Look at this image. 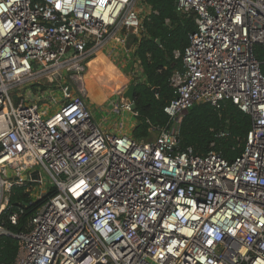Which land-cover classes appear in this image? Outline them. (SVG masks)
I'll use <instances>...</instances> for the list:
<instances>
[{
    "label": "built area",
    "instance_id": "1",
    "mask_svg": "<svg viewBox=\"0 0 264 264\" xmlns=\"http://www.w3.org/2000/svg\"><path fill=\"white\" fill-rule=\"evenodd\" d=\"M141 1L0 0V237L19 242L0 264H264V0H176L196 30L174 51L184 73L150 142L105 130L85 83L111 38L144 31ZM35 83L62 91L53 114L14 93ZM226 102L251 118L240 156L180 150V117ZM134 105L112 111L137 117ZM15 188L31 201L13 205Z\"/></svg>",
    "mask_w": 264,
    "mask_h": 264
},
{
    "label": "trees",
    "instance_id": "2",
    "mask_svg": "<svg viewBox=\"0 0 264 264\" xmlns=\"http://www.w3.org/2000/svg\"><path fill=\"white\" fill-rule=\"evenodd\" d=\"M143 7L151 13L143 18L144 31L137 44L136 56L143 69V78L135 84L134 102L136 105L137 125L131 137L144 141L154 131L169 122L165 106L174 98L170 79L177 69H182V59L174 58V51H184L189 43V34L196 30L192 17L181 16L176 12V0H142ZM169 20V22H167ZM160 40V44L157 43ZM261 54V47H257ZM154 89H158L156 94ZM251 118L231 102L220 109L209 103L195 105L179 119L180 150L191 147L199 155L215 151L227 160L234 161L243 152ZM221 134H224L223 136ZM54 191L51 190L52 194ZM10 201L13 205L26 202L30 197L24 189L15 188ZM42 201L25 209L17 226L9 225L13 233L23 229L27 218ZM19 242L14 237H0V261L12 262L18 252Z\"/></svg>",
    "mask_w": 264,
    "mask_h": 264
},
{
    "label": "rangeland",
    "instance_id": "3",
    "mask_svg": "<svg viewBox=\"0 0 264 264\" xmlns=\"http://www.w3.org/2000/svg\"><path fill=\"white\" fill-rule=\"evenodd\" d=\"M138 4L142 10L145 8L142 6L141 2ZM127 47L129 50H126L123 46H118L116 49H113L111 59L109 56L110 49L106 48L101 53V55H106L105 61H100V59L88 61L87 64L90 70L86 74L85 83L88 91L87 103L103 128L114 134L121 131L123 134L131 135L134 127L137 125V117L127 111L120 114L112 111V103L114 101H120V98L125 96L124 94L127 89L133 85L134 81L137 79L129 74L133 70L135 57L134 53L131 51L132 47L128 45ZM123 81L124 88H122ZM35 85L26 84L25 87L15 90L14 93L23 97L30 105H39L42 112L48 111L47 113L49 115L56 112L58 106L52 105L50 99L54 98L55 100L61 101L62 91L60 89L52 92L48 90L44 94L41 90L46 89L42 86H38V83H35ZM121 124H124L122 129L120 128ZM157 135L158 132L154 131L148 139L141 142L153 141L156 139ZM44 177L45 182H47L48 178L46 174ZM31 187H33L38 194L43 192V195L48 194L50 189L49 184L40 186L35 183L32 184Z\"/></svg>",
    "mask_w": 264,
    "mask_h": 264
},
{
    "label": "crops",
    "instance_id": "4",
    "mask_svg": "<svg viewBox=\"0 0 264 264\" xmlns=\"http://www.w3.org/2000/svg\"><path fill=\"white\" fill-rule=\"evenodd\" d=\"M148 11H150L151 12V10L149 9V8H147V7H145L144 8V10H143V12H144V14H145V17H146V12H148ZM142 34V33H141ZM119 37H124V36H126L127 35V32L126 31H122V32H120L119 34ZM118 35H116L115 37H113V38H111L110 40H109V42H108V44L105 46V48L104 49H106V48H108V49H110V52H109V56H110V59L112 58L111 56L113 55V49H116L118 46H123V47H125L126 48V50H129L128 49V47H127V45H128V39H127V42L125 43V44H122V43H119V42H117V38H118ZM130 34H128L127 36H129ZM140 38H141V35L139 36V37H137V40L134 42V44L131 46L132 48H131V51L134 53V57H135V64L133 65V70L129 73V74H131V75H133V77L134 78H137L135 81H134V83H133V85H135L137 82H140L141 80H144V78H143V69H142V66H141V63H140V60L138 59V57L136 56V50H137V44H138V41L140 40ZM103 51V50H102ZM102 51L95 57V58H93V60L94 59H100V61H105V57H106V55H104V54H102L101 55V53H102ZM174 55V54H173ZM101 57V58H100ZM175 58V57H174ZM109 59V60H110ZM176 59V58H175ZM89 70H90V68H89V66H88V64H87V73L89 72ZM86 73V74H87ZM175 73H184V68H183V66H182V69H177V70H175V72L173 73V74H175ZM173 76V75H172ZM122 82V81H121ZM120 82V83H121ZM120 85V84H119ZM122 85H123V87L122 88H124V81H123V83H122ZM170 85H171V83H170ZM172 87V86H171ZM174 90V89H173ZM92 110V109H91ZM99 122V121H98ZM100 123V122H99ZM101 124V123H100ZM102 125V124H101ZM128 135V134H127ZM131 136V135H130Z\"/></svg>",
    "mask_w": 264,
    "mask_h": 264
},
{
    "label": "water",
    "instance_id": "5",
    "mask_svg": "<svg viewBox=\"0 0 264 264\" xmlns=\"http://www.w3.org/2000/svg\"><path fill=\"white\" fill-rule=\"evenodd\" d=\"M137 40V35L136 34H130L128 36V46H132L134 44V42ZM157 43L160 44V40H157ZM135 85H131L127 91L125 92V98H128L130 101H134V93H135ZM154 92L157 94L159 92L158 89H154ZM134 108H136V106L134 105ZM179 140V138H178ZM38 174V172L35 173V177Z\"/></svg>",
    "mask_w": 264,
    "mask_h": 264
}]
</instances>
